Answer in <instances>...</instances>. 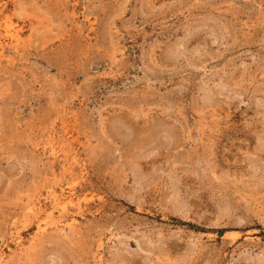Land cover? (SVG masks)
I'll return each mask as SVG.
<instances>
[{
	"label": "rangeland",
	"instance_id": "374dc122",
	"mask_svg": "<svg viewBox=\"0 0 264 264\" xmlns=\"http://www.w3.org/2000/svg\"><path fill=\"white\" fill-rule=\"evenodd\" d=\"M0 264H264V0H0Z\"/></svg>",
	"mask_w": 264,
	"mask_h": 264
},
{
	"label": "bare ground",
	"instance_id": "6f19581e",
	"mask_svg": "<svg viewBox=\"0 0 264 264\" xmlns=\"http://www.w3.org/2000/svg\"><path fill=\"white\" fill-rule=\"evenodd\" d=\"M61 203V202H60ZM62 204V203H61ZM61 204H59V205H61ZM62 206V205H61Z\"/></svg>",
	"mask_w": 264,
	"mask_h": 264
}]
</instances>
